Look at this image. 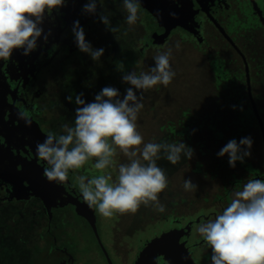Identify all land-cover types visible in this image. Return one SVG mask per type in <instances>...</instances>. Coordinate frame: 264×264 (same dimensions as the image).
I'll list each match as a JSON object with an SVG mask.
<instances>
[{"label":"flooded vegetation","instance_id":"obj_1","mask_svg":"<svg viewBox=\"0 0 264 264\" xmlns=\"http://www.w3.org/2000/svg\"><path fill=\"white\" fill-rule=\"evenodd\" d=\"M181 1L166 0V9L160 0L139 1L140 19L130 27L123 0H97L96 14L83 11L88 0H65L63 7L45 13L36 50L26 56L23 49H16L10 60L0 61V264H133L152 238L174 228H181L173 234L177 240L169 243L175 251H185L193 264H211V249L196 226L214 219L229 203H211L195 213L169 203V209L150 224L121 237L113 227L118 214L103 217L95 207L89 208L79 190L77 176L102 174L92 167L95 158L79 170H70L68 180L58 184L43 175L47 164L36 154V145L48 133L58 136L63 134L62 125H73L76 95L83 93L85 101L92 102L102 88L112 86L122 98L130 87L122 82L123 74L147 71L154 66L150 55L179 36L201 50L217 83L242 81L244 87L235 88L238 120L259 131L261 160L258 164L246 157L237 164L245 180L264 179V117L257 103L260 98L253 93L250 67L251 38L264 35V0H189L185 12L175 9ZM101 13L109 15L117 32L102 23ZM76 21L93 48L104 49L100 61L79 51L72 32ZM160 86L143 92L152 99L145 104L147 110H160ZM69 95L71 103L66 99ZM18 112L28 113L30 127ZM164 127L171 143V134L178 132L170 121ZM250 151L253 155L254 148ZM106 171L116 179L114 167ZM242 181L237 178L233 184ZM223 194L218 201L228 202L227 191ZM159 249L146 264H171L170 252L164 246Z\"/></svg>","mask_w":264,"mask_h":264},{"label":"clouds","instance_id":"obj_2","mask_svg":"<svg viewBox=\"0 0 264 264\" xmlns=\"http://www.w3.org/2000/svg\"><path fill=\"white\" fill-rule=\"evenodd\" d=\"M65 0H0V61L10 60L13 51L23 49L29 55L37 48L43 34L40 26L45 13L63 7ZM126 23L131 27L140 19L139 0H123ZM97 0H88L83 11L96 14ZM175 17V13H171ZM100 20L109 31L118 28L111 25L109 15L100 14ZM79 51L86 53L94 62L104 55L103 48H93L85 38L78 21L72 29ZM47 37H45V40ZM176 50L180 43L175 44ZM173 48L157 52L154 66L147 71H131L122 76V82L130 85L121 98L120 91L106 86L86 102L84 94L75 96V116L72 126L62 125L63 134L48 133L43 142L36 145L38 158L46 162L43 175L49 182L63 184L70 170H79L95 158L92 167L99 175L89 178L77 176L79 190L89 208L95 207L105 218L114 214H135L141 205L151 206L164 213L166 206L159 194L168 187L166 171L158 166L162 158L170 164H178L182 158L191 160L194 149L182 141L144 142L138 131V114L143 109V92L157 85L167 87L176 72L170 64ZM140 92L138 96L137 93ZM73 102V96L66 97ZM18 118L31 126L27 112H18ZM251 137L229 140L218 157L228 156V164L235 168L251 156ZM122 154L127 162L116 164L114 158ZM115 166L114 180L106 169ZM185 192L197 190L190 179H184ZM196 231L211 249V264H264V179H248L242 188L232 193L230 203L214 219L196 226Z\"/></svg>","mask_w":264,"mask_h":264},{"label":"rangeland","instance_id":"obj_3","mask_svg":"<svg viewBox=\"0 0 264 264\" xmlns=\"http://www.w3.org/2000/svg\"><path fill=\"white\" fill-rule=\"evenodd\" d=\"M251 40V52L254 55V60L250 62L252 88L257 99L260 98L257 103L262 107L261 115L264 117V35H255ZM177 42L180 43L179 50L175 48ZM169 47L173 48L170 64L176 75L167 87L160 86L159 111L147 110L145 104L152 103V99L143 95L144 107L138 114L137 125L145 143H160L169 139L164 125L170 121L178 132L176 135L171 134V141H182L194 149L191 160L182 158L178 164L172 165L161 154L162 158L157 164L166 171L169 181L168 187L159 194V200L166 206V210L169 209V203H177V210L195 213L211 203H230L233 191L241 189L247 182L239 164L232 168L228 164V156L218 157L217 153L233 137L237 142L241 138L251 137L254 151L250 159L259 164V131L241 125L238 120L236 105L239 95L235 88L244 87L242 81L234 79L217 83L201 50L191 43L181 41L179 36L171 37L163 43L159 52ZM155 55L152 53L150 58ZM114 160L117 165L127 162L122 154H118ZM237 178L243 179L240 185L233 184ZM184 179H190L196 184L197 190L185 192L182 187ZM224 191L229 196L228 202L217 199L218 195H224ZM158 213L151 206L141 205L135 214H118L114 231L121 234V237H129L131 233L150 224Z\"/></svg>","mask_w":264,"mask_h":264},{"label":"water","instance_id":"obj_4","mask_svg":"<svg viewBox=\"0 0 264 264\" xmlns=\"http://www.w3.org/2000/svg\"><path fill=\"white\" fill-rule=\"evenodd\" d=\"M141 1V0H139ZM154 1V0H151ZM166 0H160V2L162 3L161 6L162 8H167L166 5ZM182 2V1H181ZM186 5H185V4ZM253 7L257 9L258 13L259 9L257 8L256 4H253ZM190 8V1L186 0V2L183 0V2L181 3L179 8H175L176 10H181L183 12H185V10H189ZM262 18V16H261ZM262 20H264V18H262ZM264 23V22H262ZM246 81L248 83V77L246 78ZM260 120V118H259ZM92 226L95 230V225L94 222L91 220ZM181 228H174V229H170L167 230L165 232H163L161 234V236L152 238L146 246H144L140 251L139 254L137 256V258L135 259L133 264H146L149 260H152L155 258L156 254L160 252L159 247L164 246L165 250L169 251V255L168 257L171 259V264H193L191 258L188 256V254L181 250V251H175L174 244H169L171 241H175L177 240V236H174L173 234H175V232L180 231ZM161 241L163 242V245H161ZM176 247L178 248V246L176 245Z\"/></svg>","mask_w":264,"mask_h":264}]
</instances>
